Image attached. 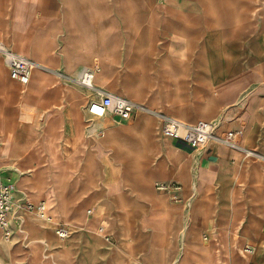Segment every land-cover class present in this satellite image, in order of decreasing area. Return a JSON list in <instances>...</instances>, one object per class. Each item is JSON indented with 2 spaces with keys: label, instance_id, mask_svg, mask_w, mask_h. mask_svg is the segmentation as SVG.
Here are the masks:
<instances>
[{
  "label": "crops",
  "instance_id": "0c3cea01",
  "mask_svg": "<svg viewBox=\"0 0 264 264\" xmlns=\"http://www.w3.org/2000/svg\"><path fill=\"white\" fill-rule=\"evenodd\" d=\"M0 44L32 61L22 84L0 54L16 186L0 264H264V0H0ZM106 93L134 103L128 121L89 114ZM169 119L214 138L196 148Z\"/></svg>",
  "mask_w": 264,
  "mask_h": 264
},
{
  "label": "built area",
  "instance_id": "2783aa9c",
  "mask_svg": "<svg viewBox=\"0 0 264 264\" xmlns=\"http://www.w3.org/2000/svg\"><path fill=\"white\" fill-rule=\"evenodd\" d=\"M0 54L4 55L7 64L10 68L11 77L22 84H26L30 80L32 61L27 57L7 49L0 44ZM94 72L85 69L80 74V82L85 86L92 88ZM87 110L92 117L101 118L107 114H113L121 121H128L135 110L133 102L127 98L115 96L110 93L103 95L100 100H92ZM215 123L212 121L201 120L193 124L183 123L175 119L167 120L162 127L164 134L180 138L192 144L196 148L204 147L212 138H214ZM234 131L228 132L221 140L230 144L235 143ZM181 185L176 182H162L158 184L161 190L172 189L175 192L181 190ZM15 193L16 186L13 182L5 181L0 175V238L11 240L14 235V227L12 222V213L15 208ZM174 201H180V196L177 193L172 195ZM21 209L29 212H36L42 217H45V205L40 202L33 204L30 202L21 203ZM61 237L67 236V232L60 228L57 230ZM245 250L248 253L253 252L251 246H247ZM257 264V263H251Z\"/></svg>",
  "mask_w": 264,
  "mask_h": 264
},
{
  "label": "rangeland",
  "instance_id": "374dc122",
  "mask_svg": "<svg viewBox=\"0 0 264 264\" xmlns=\"http://www.w3.org/2000/svg\"><path fill=\"white\" fill-rule=\"evenodd\" d=\"M28 213H29L28 215L39 217L35 212H28ZM40 219H43V218L40 217ZM43 220H46V219H43Z\"/></svg>",
  "mask_w": 264,
  "mask_h": 264
},
{
  "label": "bare ground",
  "instance_id": "6f19581e",
  "mask_svg": "<svg viewBox=\"0 0 264 264\" xmlns=\"http://www.w3.org/2000/svg\"><path fill=\"white\" fill-rule=\"evenodd\" d=\"M44 204H45V214H46L45 217H47V213H46L47 206H46V203H45V202H44ZM35 213H36V212H35Z\"/></svg>",
  "mask_w": 264,
  "mask_h": 264
}]
</instances>
